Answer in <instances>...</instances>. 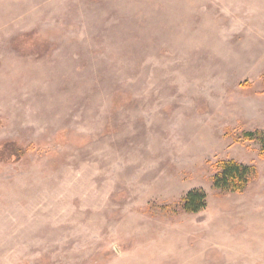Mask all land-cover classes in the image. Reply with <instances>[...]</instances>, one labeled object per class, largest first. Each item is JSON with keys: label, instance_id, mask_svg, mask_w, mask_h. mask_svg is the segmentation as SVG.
<instances>
[{"label": "rangeland", "instance_id": "1", "mask_svg": "<svg viewBox=\"0 0 264 264\" xmlns=\"http://www.w3.org/2000/svg\"><path fill=\"white\" fill-rule=\"evenodd\" d=\"M258 131L264 0H0V264H264Z\"/></svg>", "mask_w": 264, "mask_h": 264}, {"label": "trees", "instance_id": "2", "mask_svg": "<svg viewBox=\"0 0 264 264\" xmlns=\"http://www.w3.org/2000/svg\"><path fill=\"white\" fill-rule=\"evenodd\" d=\"M248 140H260L264 151V134L258 132H246ZM218 172L214 177L215 188L233 193H242L249 186L251 180L257 175L253 166L244 165L234 160L221 161ZM207 207V195L203 191H190L182 199V210L187 213H199ZM156 213H159L158 211Z\"/></svg>", "mask_w": 264, "mask_h": 264}]
</instances>
